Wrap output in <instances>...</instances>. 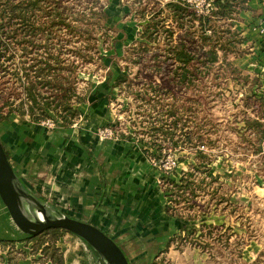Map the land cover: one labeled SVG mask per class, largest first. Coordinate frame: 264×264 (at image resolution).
<instances>
[{
    "label": "trees",
    "instance_id": "1",
    "mask_svg": "<svg viewBox=\"0 0 264 264\" xmlns=\"http://www.w3.org/2000/svg\"><path fill=\"white\" fill-rule=\"evenodd\" d=\"M213 1L216 8L202 15H198L184 0H150L144 11H137L142 14L139 18H144L140 40L133 43L131 53L126 54L124 59L131 61L138 68L137 71L128 69L129 75L117 83V87L128 96H132L136 91L135 96L142 100L144 106L138 105L137 108L148 107L156 112V115L151 112L144 116L145 119L141 121L131 118L134 127L133 134H128L131 139L140 133L149 135V139L142 140L144 151L151 160L158 162L165 157L166 152L193 149L198 162L193 169H200L198 172L205 176L209 172L210 164L205 160L206 153L199 147L208 146V139L198 133L201 124L193 120L189 126V121L183 118V111L180 109H192L195 113L198 109L211 110V103L207 105L203 94L200 93L209 85L203 84L202 88L199 82L205 77H211V80H216L217 88L220 78H242L233 58L248 52L243 46L246 38L235 27L239 14L249 8L248 0ZM51 3V0H0V95L4 99L2 107L8 108V111L0 115V121L7 119L12 112L22 116L28 115L34 123L51 119L63 128H69L81 120L80 105L88 100V94L80 90L81 70L86 63L102 60L97 43L91 40H98L94 37L99 26L104 30L109 29L100 25L102 19L107 22L109 15L105 10L94 9L92 19H97L96 24L93 23L89 27L90 22L87 19H79L73 25L64 13ZM44 7L50 8L45 11ZM37 11H45V15L50 19L37 18ZM146 11L148 13L145 15ZM148 15H151L150 18H146ZM62 25L71 33L81 36L87 34L90 37V42L69 49L75 53L73 59L64 56V44H57L52 36L57 34L55 29ZM18 49L29 60L21 59L20 63H12L11 60ZM3 60L6 61L2 62ZM147 75L151 77L150 80L142 81L143 76ZM243 78L245 81L249 80V77ZM172 83L178 88L193 87L196 91L193 92V100L189 99L188 103L181 105L174 99L165 103L164 97L174 95ZM15 88L19 92L13 99L11 91ZM142 89L145 91L142 92ZM219 96H222L221 93L215 92L210 102ZM17 99L18 101H15ZM245 105L246 108L242 109L244 114L240 113L245 122L243 133L252 142L253 153L259 155L264 163V99L253 94L247 97ZM146 109L145 111H149ZM248 109L255 112L256 117H247ZM195 126L200 127L193 129ZM210 141L215 143L212 139ZM211 178L213 184L214 181L220 184L217 177ZM181 181L183 186L172 180V187L177 195H180V192L188 194L186 189L191 186L197 188L189 171L182 174ZM172 191L170 192L173 193ZM66 232L62 228H50L37 236L27 237L24 241L26 244L32 243V255L41 253L33 262L65 264L64 253L57 243ZM173 240L170 238L169 243ZM0 247L6 253L0 255L2 264H19L25 259L26 251L18 249L15 240L0 239ZM14 254L21 257L15 258ZM253 264H264V260L259 257Z\"/></svg>",
    "mask_w": 264,
    "mask_h": 264
},
{
    "label": "rangeland",
    "instance_id": "2",
    "mask_svg": "<svg viewBox=\"0 0 264 264\" xmlns=\"http://www.w3.org/2000/svg\"><path fill=\"white\" fill-rule=\"evenodd\" d=\"M51 1V4L59 8L73 25L79 19H87V21L90 22L89 27H91L93 23L96 24L97 19H92V12L94 9L99 11L105 10L108 13L109 18L107 22L102 19L100 25L106 26L109 29L104 30L99 26L94 37L98 40H91L92 42L95 41L97 43L102 60L98 59L84 65L80 74V90L82 93L88 94L89 97L90 93L95 89H98L99 91V89L104 88L105 85L111 88V91L107 89L108 91L104 94L108 97L107 107L112 113V119L110 122L98 126L95 134L101 139L104 138L103 140L134 139L133 141L152 163V160L144 151L145 147L142 141L149 139V135L140 133L136 136L134 135L131 139V136L128 134H133L132 131L134 129L132 128L134 127L133 122H131L132 119L135 118L138 121H141L145 119L144 116H148L151 112L156 115V112L151 111L148 107L141 109L137 108L138 105L142 107L143 102L139 97L135 96L136 91H134L132 96H128L125 92L121 91L120 87H117L118 81L126 77L127 74L129 75L128 69L130 70L131 68V70L137 71L138 68L131 61L124 59L126 54L131 53L130 49L134 42L125 48L122 57H119L117 54H112L116 52L115 41L117 39V34L119 33L117 19L114 18L119 12L118 2L115 0ZM130 1L134 2L132 3V10L135 11V19L141 27L138 36L139 39L136 40L138 41L140 40V32L142 30L144 18L141 16L139 18V15L142 14H138L137 11H144V9H146V4L150 0H142L145 3L137 0ZM151 1L161 2V0ZM162 2H166V0H162ZM44 8L46 11L50 7ZM45 11H37L36 17L41 20L50 19L49 16L45 15ZM146 13L148 12L146 11L145 15ZM150 16L151 15H148L146 18H150ZM196 24H198V21ZM55 30L57 31V34H53L52 36H54L57 44H64V56L68 59L75 58V53L70 52L69 49H74L76 46L90 42V40H88L90 37L87 34L81 36L79 34L71 33V31L67 30L65 25H62ZM207 32L208 34H212L211 31ZM21 52L20 49L16 50L14 55L15 60L12 59V63L15 61L20 63L21 59H27ZM110 56L112 57V61L109 59ZM5 61L6 60H3L2 62ZM117 65L122 73L125 72L123 73L124 76L121 78L117 77V73L119 72ZM237 67L241 71L242 78L236 76L227 77V79L220 78L218 79L220 85L217 88L215 86L216 80L214 78L211 80V77H205L202 79V82H199V86H202V88L203 84L209 85L204 92L202 91L200 93L201 95L203 94V99L207 105L211 103V110H209V108L202 111L198 109L197 113H195L192 109L191 111L187 108L180 109L183 111V118L186 119L187 122L189 121V126H191L193 120L196 123L201 124V129L199 128L198 133L206 136L208 139L206 141L208 146L205 147L201 145L199 147L200 150H203L206 153L205 160L210 164L208 174L205 176L203 173L198 172L200 169H193V166L198 163L197 156L195 150L189 148L176 150L174 152H166L164 157L166 158L168 155H176L179 162L188 158L189 163L186 170L178 171L176 169L179 166H177L174 168L175 171H173L174 169L166 171L157 168L152 163L158 174V182L166 199L165 212L174 218L187 221V225L184 230L171 236L174 240L168 243V245L156 255L150 264H177L178 261L182 264H253V262L259 257L264 260V185H259V183H256L255 179V176L257 175L264 177V163L259 155L257 156L253 153V147L251 146L252 142L245 137L246 135L243 133L245 130H242V126L238 125V123H241L242 115L244 114L242 113V109L246 108L245 101L248 96H240V88L233 89L232 87L233 83L239 86L241 83L246 82L243 77L247 76L243 75L242 69L238 65ZM149 74L151 75V72ZM131 76H133V74H131ZM1 77L2 76H0V78ZM143 77L142 81H145L146 79L150 80L151 78L149 75ZM173 85L171 87L174 95L169 94L167 97H164L165 103L167 100L174 99L175 102L181 105L188 103L189 99L191 101L193 100V92H196L193 87L188 88L186 86H179L178 88L176 85V87H173ZM144 91L145 90L142 89V92ZM11 92V98H13L19 90L15 88ZM215 92H220L222 96L216 97L215 101L210 102V100L214 98ZM6 97L7 95H5V98ZM100 97L99 95L97 96L98 99H100ZM3 100V96H1L0 115L4 114L5 111H8L7 107H2ZM15 101H18V99ZM86 103H88V100ZM145 109H149V111H145ZM80 111L81 120L79 123L81 124H75L71 126L72 128L85 127V121L89 117L91 111L83 105L80 106ZM249 112L252 113L253 111L248 110V112H246L247 117H251ZM14 123H25L28 124V126L34 125V122H32L28 115L22 116L17 112H12L7 119L0 121V130L4 128L6 129V127L12 126ZM41 126L44 127L46 131H61V129H66L60 127L59 123H56L51 119L42 122ZM105 127L112 128V130L115 131V134L108 137L102 135L101 129L103 130ZM196 127L200 126H195L193 129ZM246 133L249 135L248 131ZM123 135L125 137H123ZM211 139L212 141L214 140L215 143L211 142ZM232 161L235 162V164H237V162L243 163L245 169L248 170L243 176L241 175L242 181L240 182V185H236V183H226L225 179H221L222 177L218 172V165H227V163ZM188 171L192 175V179L195 180L197 188L195 189L194 186H191L186 189L188 194H186L187 192H180V195L175 194V189L172 187L174 186L172 180L183 186L181 177L184 172L187 173ZM210 175L212 177H217L220 184H217L215 181V184H213L212 181H210V179H212ZM170 178L171 180H168ZM203 179H205V181ZM20 184L22 183L20 182ZM257 184L259 185V188L255 186ZM200 186L202 188H200ZM213 187L214 189H212ZM171 190H173V193L170 192ZM241 193L247 194L248 197H250V200L244 202L238 201V203L231 201V198L234 195L242 196ZM21 197L28 200V195H22ZM40 199L43 200L42 198ZM35 203L38 204V201L35 200ZM47 206L51 210H53L51 208L52 206L67 216L81 220L56 204L50 203ZM216 216H222L223 218L219 221L214 218ZM85 222L91 223V221ZM25 236L27 235L25 234ZM31 245L32 243L30 245L23 244L22 246H17L18 249L26 251L25 259L20 261L19 264H42L41 262H33V259L39 257L41 253L36 256L32 255ZM58 246L61 249L63 248L65 252L66 250H71L73 246H75L78 251L79 248H81V261H76L75 264H90L89 261L91 264H105L100 259L99 253L94 250L88 242L75 233L67 231L59 239ZM172 249L176 252L171 253ZM91 251L93 253L92 256ZM5 254L4 250L0 247V255ZM86 254H89L90 257H87ZM14 256L15 258L21 257L19 254H14ZM95 259H99L100 263H97ZM0 264L2 263L0 262ZM48 264H51V262H48Z\"/></svg>",
    "mask_w": 264,
    "mask_h": 264
},
{
    "label": "crops",
    "instance_id": "3",
    "mask_svg": "<svg viewBox=\"0 0 264 264\" xmlns=\"http://www.w3.org/2000/svg\"><path fill=\"white\" fill-rule=\"evenodd\" d=\"M115 1L119 7L118 15L114 17L119 33L115 41L116 52L112 54L122 57L125 48L139 39L141 27L132 10L133 2ZM247 4L249 8L239 14L235 27L246 38L243 46L248 52L233 58V62L249 80L239 86L233 83L232 87L243 90L244 97L257 94L264 99V0H248ZM109 59L112 61L111 56ZM117 67V77L121 78L125 72ZM107 89L111 91L106 85L99 91L95 89L90 93L88 103L81 104L91 111L84 128L46 131L41 123L31 126L14 123L0 130V138L17 180L29 192L107 232L125 252L130 264H150L168 245L171 236L184 230L187 221L165 212L166 199L158 174L134 139L103 140L95 134L98 126L112 119L107 107L108 97L104 94ZM249 114L256 117L253 112ZM238 125L245 130L243 119ZM188 163V158L179 162L176 170H186ZM217 169L221 179L236 185H240L243 174L248 171L243 163L233 161L218 165ZM255 177L256 183L264 185V177ZM259 185L255 186L259 188ZM241 195H234L231 201L250 200L247 194ZM46 212L61 216L48 208ZM214 218L221 221L223 217ZM0 224V239L15 240L16 247L26 244L27 236L15 225L1 198ZM61 250L65 264L81 261V248L79 251L75 246L66 252ZM175 252L171 250V253ZM86 256L90 257L89 254ZM95 261L100 263L99 259Z\"/></svg>",
    "mask_w": 264,
    "mask_h": 264
},
{
    "label": "water",
    "instance_id": "4",
    "mask_svg": "<svg viewBox=\"0 0 264 264\" xmlns=\"http://www.w3.org/2000/svg\"><path fill=\"white\" fill-rule=\"evenodd\" d=\"M22 195H28L42 203L45 206L44 211H47V205L49 204L29 192L17 180L15 171L0 139V198L15 225L27 237L37 236L50 228H62L79 235L88 242L99 253L100 259L105 264H130L125 252L117 242L107 232L92 223L67 216L52 206L51 208L60 213L61 216L52 217L46 212L47 216L43 222L31 221L21 208L20 196Z\"/></svg>",
    "mask_w": 264,
    "mask_h": 264
},
{
    "label": "built area",
    "instance_id": "5",
    "mask_svg": "<svg viewBox=\"0 0 264 264\" xmlns=\"http://www.w3.org/2000/svg\"><path fill=\"white\" fill-rule=\"evenodd\" d=\"M190 6H192L198 15L208 14L212 9H215L213 0H184ZM243 90L240 91V96H243ZM102 135L108 137L112 134H115V131L112 128L105 127L103 130L101 129ZM154 166L163 170H172L178 166L179 160L176 155H168L166 158L160 160V162L156 160H152Z\"/></svg>",
    "mask_w": 264,
    "mask_h": 264
},
{
    "label": "bare ground",
    "instance_id": "6",
    "mask_svg": "<svg viewBox=\"0 0 264 264\" xmlns=\"http://www.w3.org/2000/svg\"><path fill=\"white\" fill-rule=\"evenodd\" d=\"M20 205L24 214L34 222H43L46 218V212L44 211V205L40 202L35 203V199L28 196V200L20 196ZM48 214V213H47ZM49 216H58L57 214H48Z\"/></svg>",
    "mask_w": 264,
    "mask_h": 264
}]
</instances>
